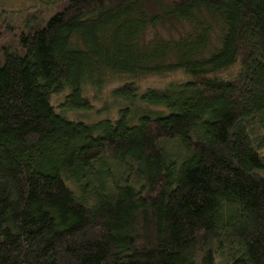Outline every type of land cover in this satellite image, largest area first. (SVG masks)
Segmentation results:
<instances>
[{"label":"trees","instance_id":"obj_1","mask_svg":"<svg viewBox=\"0 0 264 264\" xmlns=\"http://www.w3.org/2000/svg\"><path fill=\"white\" fill-rule=\"evenodd\" d=\"M58 5L0 44V264H264V0Z\"/></svg>","mask_w":264,"mask_h":264},{"label":"rangeland","instance_id":"obj_2","mask_svg":"<svg viewBox=\"0 0 264 264\" xmlns=\"http://www.w3.org/2000/svg\"><path fill=\"white\" fill-rule=\"evenodd\" d=\"M50 1L52 0H0V44L14 46L17 35L24 30L25 16L30 23H42L46 20L60 6L58 2L61 0H53L57 1V4H49ZM185 27L184 25L158 27L157 30L150 31L146 39L154 32L166 38H176L185 31ZM183 79L185 75L180 71L163 76L146 75L136 78L111 75L100 89L85 88V96L92 106L88 111H69L60 108L68 90L51 95L50 103L57 113H62L70 121L94 122L103 118L116 117L117 109L125 106L123 101L111 95V90L118 85L133 81L139 91H144L148 88H163L170 82ZM151 108L155 111L160 110L159 107Z\"/></svg>","mask_w":264,"mask_h":264}]
</instances>
